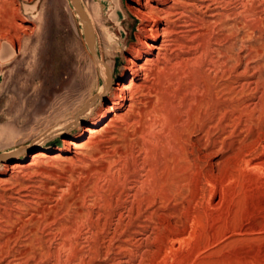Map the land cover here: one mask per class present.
<instances>
[{"label": "bare ground", "instance_id": "1", "mask_svg": "<svg viewBox=\"0 0 264 264\" xmlns=\"http://www.w3.org/2000/svg\"><path fill=\"white\" fill-rule=\"evenodd\" d=\"M110 5L113 6V12L107 19L104 8ZM216 5L226 7L223 13L227 17L224 23H221L230 26L227 39H238L242 32L246 34V37L244 35V38L236 43L243 52L248 53L245 59H242L241 55L234 58L226 53L222 58L212 61L214 70L209 71L206 83L201 88H196L198 98L194 97L187 111L176 115L168 102L162 101L160 113L155 120L148 122L147 126H141L142 129L139 127L142 143L138 145V156L132 153L133 150L116 155L112 157L114 162L109 168L105 166L97 170L100 176L106 173V177L111 178L110 186L116 181L122 184L123 192L121 191L115 199V206L109 216L105 217L103 212H92L87 208L86 213H76L73 222H56L60 208L55 205L46 212H56L54 219L52 217V224L58 226L60 238L54 243L52 237L39 238L37 233L29 232L23 239L25 227L28 225L23 223L14 237L6 238L4 243L0 242V264H167L168 252L175 250L176 246L181 245L189 236L187 228H180L185 224L180 221V216L184 214L186 221L196 223V217L189 214L187 206L198 202L199 198L206 204L209 203L208 205L218 204L222 189H218L219 194L208 189L217 190V186L222 185L217 179L226 181L223 182L225 184L227 181L235 182L236 177L242 175L237 176L235 173L239 168L241 171H247L249 175V172L255 175L264 173V83L259 79L261 67L258 66L264 58L261 52L264 46H261L264 41V0H131L128 10L142 24L138 28L136 42L129 48L126 68L130 79L113 89L112 66L106 61V57L110 58V53L102 50L93 30L94 48L89 45L87 38L86 43L96 71L92 88L96 98L91 102H84L82 98L71 108L64 106L65 91L69 87L66 83L46 95L37 94L40 103L35 109H29L33 98L29 100V103L23 105L24 115L29 117L35 111L39 112L38 115L44 112L53 120L49 123L39 121L38 125L43 131L49 127L52 129L45 131L34 141L36 148L39 147L42 151L31 154L28 162L26 159H19L7 166V169L11 174H15L45 164L81 162L83 158L80 152L92 144L93 134L118 130L127 116L122 114L123 111H129L143 102L142 99L134 98V92L143 85L142 81L156 75L158 81L162 82L169 76H175L174 73L170 74L175 69L180 72L182 64L178 63L177 56L173 55L180 43L177 31L179 22L186 19L193 21V16L201 9L211 11ZM97 8L108 23L113 22L123 27L124 11L121 0H101ZM83 9L93 28V22L96 20L93 19L91 10ZM108 23L101 22L99 25L105 27L104 37L114 49L113 38L106 28ZM5 42L0 49V60L3 64L13 59L15 61L20 52L19 47L14 48L11 42ZM229 51L231 53V49ZM194 53L188 55L193 67H190L189 73L181 75L190 78L192 84L197 86L199 77L195 66L198 56ZM174 61L178 62L170 69ZM248 78L253 81H247ZM217 79L222 83L218 84ZM253 95H259L256 101H248ZM18 96V93L14 94L10 99L15 108L22 102ZM45 100L53 102L50 110H44L45 107L41 103ZM109 100L110 103L105 105V101ZM78 108L80 111L72 114ZM62 120L60 125L55 126ZM81 120L91 121L83 130V142L77 143L66 138L72 130L81 125ZM35 121L36 119L32 120L27 128L6 122L5 129L0 132V145L14 141L22 131L31 128ZM242 125L244 129L241 133H237L236 129L233 131ZM235 134L237 141L229 144ZM244 134L246 135L243 137ZM50 142L62 147L59 146L55 152L50 153L46 147ZM260 148L263 150L261 156L254 158ZM228 151L231 155L224 159L222 165L217 163L216 166L210 162L216 154ZM24 153L26 150H20L18 154ZM200 191L204 192V195L201 192L202 197L198 196ZM99 192L101 189L97 186L95 193ZM125 192L127 200L124 201L122 197ZM140 201L148 203V211L145 213L141 211L143 205ZM155 220L169 223L148 233V222ZM39 223L42 226L43 222ZM76 227L80 232L83 227L87 228L88 238L84 241L87 245L70 237V232ZM157 232H165L167 236L158 235ZM150 258L152 260H149Z\"/></svg>", "mask_w": 264, "mask_h": 264}, {"label": "rangeland", "instance_id": "2", "mask_svg": "<svg viewBox=\"0 0 264 264\" xmlns=\"http://www.w3.org/2000/svg\"><path fill=\"white\" fill-rule=\"evenodd\" d=\"M100 1L80 0L82 7L91 10V15L97 22H93V30L102 50L110 53V58L106 57V61L112 66V87L115 89L119 84L130 79L126 68L129 48L136 42L138 28L142 22L129 12L131 0H121L124 11L123 27L113 22L108 23L97 8ZM225 9L224 5H216L212 7L211 11L201 9L202 13L199 12L193 16V21L186 19L179 22L177 31L180 43L173 55L177 56L179 61L177 62L182 64L180 72L175 69L170 73H174L175 76H169L162 82L158 81L156 75L150 77V80H140L143 85L134 92V98L142 99L143 102H140L137 107H133L132 111L121 112L127 116L118 130L112 129L93 134L92 144L80 152L83 158L81 162L76 164L56 162L11 174L7 166L19 159H26L28 162L31 154L42 151L41 148H36L34 141L45 131L52 129L49 127L43 131L42 127L38 125L39 121H43L42 123L51 122L53 119L50 115L47 116L44 112L38 115L39 112L35 111L27 117L23 113V105L29 103V100L33 98L29 109H35L40 103V100L37 99L39 94L46 95L66 83L69 87L65 91L64 106L71 108L82 98L84 102H91L96 98L92 89L96 71L86 43L84 24L71 0H0V49L6 43L5 41L11 42L14 48H20L15 61L13 59L3 64L0 60V132L5 129L6 122L27 128L31 125L32 120L36 119L34 125L22 131L14 141L0 145V156H5L0 161L1 243L14 237L19 226L23 223L28 224L25 227L23 239L29 235V232H35L39 238L52 237V241L55 243L60 238L58 226L52 224V217L54 219L56 212H46L55 205L60 208L56 222L59 220L67 221V223L73 222L76 213H86L88 209L101 214L103 212L102 215L105 214V217L110 215L116 203L115 199L118 194L123 192L122 184L116 181L110 186L111 178L106 177V173L100 176L97 174V170L105 166L109 168V165L114 162L112 157L116 155L130 153L133 150L132 153L138 156V145L142 143L141 126H147L148 122L155 120V117L160 113L162 101L168 102L176 115L187 111L197 96L196 88H201L206 83L207 76L210 75L209 71L214 70L212 61L222 58L226 53L234 58L241 55L242 59L248 55L247 52L240 49L239 45H236L239 39L241 41L244 35L246 37V34L242 32L238 39L235 38L236 40L234 38L227 39L230 26L222 24L227 17L223 13ZM104 10L106 18L109 19L113 12V6H107ZM101 22L108 23L106 28L113 38L114 49L104 37L105 27L99 25ZM186 23L187 25H184ZM181 24L183 25L181 26ZM188 31L190 34H187ZM263 43L264 41L261 46L264 45ZM262 47L261 52L264 56V46ZM228 49H231V53ZM194 52L198 56L195 68L200 83L198 82L197 86L192 84L190 78H184L181 75L189 73L193 67V63H190L188 57ZM177 62L171 63L170 69H173ZM57 64H59V68ZM258 66L261 67L259 79L264 83V58ZM211 74L213 76V72ZM216 81L218 84L222 83L220 79ZM247 81H253V79L248 78ZM82 84H84L83 88ZM17 93L22 102L15 108L10 99ZM39 96L38 98H40ZM258 96L253 95L252 99L249 97L248 101L255 102ZM45 101L41 103L45 107L44 110H50L49 107L53 105V102ZM109 103L110 100L105 101L104 104L108 105ZM59 110L60 108L56 112ZM78 111H80L79 108L72 114ZM62 122L63 120L55 126ZM90 123V120L82 121L81 125L72 130L66 138L82 143L83 130ZM121 126L122 128H120ZM232 127L234 128V126ZM242 127L234 128L233 131L236 129L237 133H241L244 129L243 125ZM237 139V134H235L229 144H233ZM262 145H264V141ZM59 146L62 147L60 144L50 142L46 147L48 152L53 153ZM261 148L257 152L258 154L263 151ZM20 150H26V153L20 155L18 154ZM257 153L254 158L261 156ZM228 155H231V152L216 154L210 162L214 165L217 163V165H222ZM221 170L222 168H220V172H222ZM236 171L237 176L242 175L239 178L235 176V182L227 181L225 184L226 181L221 182L220 179H217L220 182L218 183L222 184V187L217 186L219 184L216 185L217 190L222 189L221 191H223L220 194L216 188L208 189L210 192L214 190L222 195L218 204L208 205L209 203L206 204L199 198L198 202L187 206L189 214L196 217V223L186 221L184 214L180 216L182 217L180 221L185 223L180 228L181 230L187 228L189 236L181 245H177L175 250L168 252L167 264H264V175H262L264 173L255 175L249 172L251 173L249 175L247 171H241V168ZM238 171L241 172L238 173ZM97 186L101 189L100 194L95 193ZM116 190L117 194H115ZM201 192L204 195V192L200 191V193L198 192L199 197H202ZM125 197H127V192L124 193L122 200H127ZM142 202L140 201L143 205L141 211L145 213L148 211V203ZM39 221L43 222L42 226ZM162 223L159 220L148 222V233L159 226L161 228L162 225H168L169 222ZM81 230L82 232L78 231L76 227L70 232V237L83 244L88 238V234L86 227ZM163 234L167 236L165 232L158 233V235Z\"/></svg>", "mask_w": 264, "mask_h": 264}, {"label": "water", "instance_id": "3", "mask_svg": "<svg viewBox=\"0 0 264 264\" xmlns=\"http://www.w3.org/2000/svg\"><path fill=\"white\" fill-rule=\"evenodd\" d=\"M72 5L74 6L76 12L78 13V15L80 16V18L82 19V22L84 24V28L86 31V38L87 41L89 43V45L92 47V49L94 48V34H93V28L85 14V11L82 7V4L80 2V0H71ZM15 154V153H13ZM10 154V155H13ZM5 158V156H0V161H2Z\"/></svg>", "mask_w": 264, "mask_h": 264}]
</instances>
